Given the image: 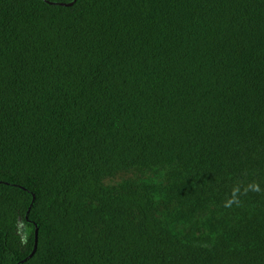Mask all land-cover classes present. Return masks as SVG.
Instances as JSON below:
<instances>
[{
  "label": "trees",
  "instance_id": "16d2710c",
  "mask_svg": "<svg viewBox=\"0 0 264 264\" xmlns=\"http://www.w3.org/2000/svg\"><path fill=\"white\" fill-rule=\"evenodd\" d=\"M0 264H264V0H0Z\"/></svg>",
  "mask_w": 264,
  "mask_h": 264
},
{
  "label": "water",
  "instance_id": "95a60500",
  "mask_svg": "<svg viewBox=\"0 0 264 264\" xmlns=\"http://www.w3.org/2000/svg\"><path fill=\"white\" fill-rule=\"evenodd\" d=\"M37 238H38V234L36 233V248H35V251H34V253H35V252H36V250H37V243H38V239H37ZM34 253H33V254H34Z\"/></svg>",
  "mask_w": 264,
  "mask_h": 264
}]
</instances>
